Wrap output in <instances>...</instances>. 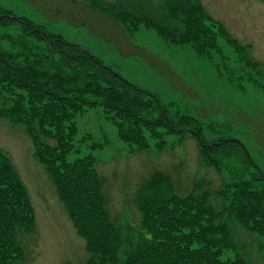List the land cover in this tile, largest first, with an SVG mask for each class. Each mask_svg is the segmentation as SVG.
Masks as SVG:
<instances>
[{"label":"rangeland","instance_id":"374dc122","mask_svg":"<svg viewBox=\"0 0 264 264\" xmlns=\"http://www.w3.org/2000/svg\"><path fill=\"white\" fill-rule=\"evenodd\" d=\"M179 1L0 0V13L8 11L27 18L89 52L143 90L145 100L158 99L171 121L182 116L193 119L205 140L242 141L264 174V2L198 0L243 47V52H237L218 38V50L209 58L174 38H162L147 26L155 22L176 35L181 33ZM121 11L142 19L139 24L128 21L130 27L137 26L131 33H125L111 17ZM21 34L15 26L0 29V50L24 57L20 46L26 39ZM14 99L0 89V110ZM115 122L100 105L78 115L76 141L80 142L75 145L77 152L69 156L71 160L85 155L94 158L118 234L115 264H124L131 249L150 239L141 227L136 197L138 188L154 172L169 177L171 193L179 201L193 196L210 207L213 225L224 223L227 242L221 244L227 247L222 261L264 264L263 239L239 222L236 205L227 210L229 200L224 197L232 193L227 187L240 178L253 180V167L244 171L238 155L222 160L221 171L208 166L193 133L187 130L165 134L161 148L143 131L146 144L139 150L119 139ZM0 150L15 168L35 214L34 231L20 238L25 251L23 264H86L90 254L85 241L76 234L49 174L35 158L32 141L21 125L2 116ZM240 170L244 176L239 175ZM255 188L264 190V185L254 182L251 191H257Z\"/></svg>","mask_w":264,"mask_h":264},{"label":"trees","instance_id":"16d2710c","mask_svg":"<svg viewBox=\"0 0 264 264\" xmlns=\"http://www.w3.org/2000/svg\"><path fill=\"white\" fill-rule=\"evenodd\" d=\"M177 10L182 14L179 19L183 25L178 35L152 21L147 26H152L162 38L190 45L200 56L210 58L218 50V38L243 52L240 43L204 11L200 1L180 0ZM125 14L116 12L111 17L125 33H131L137 26L130 27L128 21L139 24L142 19ZM11 26L17 27L26 39L20 46L24 57L0 50V89L7 98H15L9 107L0 110V116L21 125L32 141L35 158L49 174L76 234L85 241L90 254L86 264H115L118 249V234L107 210L93 156L69 159L80 142L76 141L75 118L97 105L117 120L119 139L139 150L146 144L143 131L161 148L165 134L187 130L193 133L202 161L217 171L222 170V160L240 156L244 171L253 167L255 174L252 181L240 178L227 187L232 189L224 196L229 200L227 210L236 205L239 222L264 241V190L251 191L254 182L264 185V174L242 141L205 140L193 119L182 116L171 121L158 99L145 100L143 90L89 52L27 18L8 11L0 13V29ZM239 175L244 176L242 170ZM171 185L169 177L154 172L138 188L136 207L141 214V227L150 239L131 249L124 264L236 263L221 259L227 247L221 244L227 242L224 223L213 225L210 207L193 196L179 201L171 193ZM34 229L35 214L26 189L10 159L0 150V264H23L25 251L20 238Z\"/></svg>","mask_w":264,"mask_h":264},{"label":"water","instance_id":"95a60500","mask_svg":"<svg viewBox=\"0 0 264 264\" xmlns=\"http://www.w3.org/2000/svg\"><path fill=\"white\" fill-rule=\"evenodd\" d=\"M245 153H246L247 157H249V154H248V152L246 150H245Z\"/></svg>","mask_w":264,"mask_h":264}]
</instances>
